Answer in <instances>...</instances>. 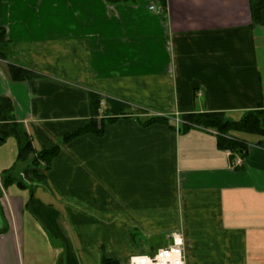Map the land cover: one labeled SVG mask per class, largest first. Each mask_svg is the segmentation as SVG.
Wrapping results in <instances>:
<instances>
[{"label": "crops", "instance_id": "obj_1", "mask_svg": "<svg viewBox=\"0 0 264 264\" xmlns=\"http://www.w3.org/2000/svg\"><path fill=\"white\" fill-rule=\"evenodd\" d=\"M0 27V125L34 155L89 130L48 168L0 142H15L0 154V264H129L173 233L186 264H264V136L229 131L244 146L232 155L215 129L179 126L254 113L264 128V7L257 18L250 0H0ZM9 65L37 77L12 80ZM159 116L174 128L141 123Z\"/></svg>", "mask_w": 264, "mask_h": 264}, {"label": "trees", "instance_id": "obj_2", "mask_svg": "<svg viewBox=\"0 0 264 264\" xmlns=\"http://www.w3.org/2000/svg\"><path fill=\"white\" fill-rule=\"evenodd\" d=\"M108 4L115 3H135V0H106ZM264 7V0H250V11L254 16L256 14L257 18L260 17V11ZM8 57V42L5 39V30L0 27V59L6 60ZM9 74L12 80L22 81L28 80L31 78L37 77L35 73H32L26 69L9 65L8 66ZM3 105V104H2ZM182 123L179 125L181 131H186L187 129L193 127H202V128H212L215 129L218 136V147L224 151H229L232 155L240 154L244 151V146L237 141L232 139L229 135V131H244V132H253L258 133L264 136V128L261 126L259 119L254 115V113H246L242 120L238 123L230 122L227 119H224L223 115L220 113L212 114H187L181 116ZM141 122V121H140ZM142 125L148 126L151 124L161 123L168 125L169 128H174L169 119L165 117H151L145 119L141 122ZM88 128L82 129L75 133H70L62 137L58 143L51 149H44L41 152L34 155V151L31 146V142L24 134L21 129L17 126H5L0 125V140L3 141L7 136H11L17 140L18 143V157L17 161L20 163L31 164L32 166L38 165L40 162L48 168L51 160L55 158L59 151L60 147L68 142H70L74 137L88 133ZM23 136V138H22ZM264 144V140H263ZM29 155H33L32 158H29ZM231 155V156H232ZM29 158V159H28ZM29 160V161H28ZM13 169L10 172H6L2 175V184L5 186L8 183V176L12 174ZM17 183L22 186L23 184L19 179H16ZM107 261L104 260V264Z\"/></svg>", "mask_w": 264, "mask_h": 264}, {"label": "built area", "instance_id": "obj_3", "mask_svg": "<svg viewBox=\"0 0 264 264\" xmlns=\"http://www.w3.org/2000/svg\"><path fill=\"white\" fill-rule=\"evenodd\" d=\"M241 165H242V160L240 159V157H236V159L234 161H231L230 163V167L235 169L239 168ZM173 234L170 236V243L167 247L158 249L150 255L146 254V255H139L132 257L129 260V264H173L175 260V254L172 253L171 255H168L167 253L171 252V249L175 247L180 248L181 258L184 264H186L185 255H184V241L183 244L180 246L175 245Z\"/></svg>", "mask_w": 264, "mask_h": 264}, {"label": "clouds", "instance_id": "obj_4", "mask_svg": "<svg viewBox=\"0 0 264 264\" xmlns=\"http://www.w3.org/2000/svg\"><path fill=\"white\" fill-rule=\"evenodd\" d=\"M173 238H174V243L177 246H180L183 244V239L181 237L180 234L178 233H174L173 234ZM172 253L175 254V260L173 262V264H184L182 258H181V252H180V248L179 247H175L171 249V252L167 253L168 255H171Z\"/></svg>", "mask_w": 264, "mask_h": 264}, {"label": "rangeland", "instance_id": "obj_5", "mask_svg": "<svg viewBox=\"0 0 264 264\" xmlns=\"http://www.w3.org/2000/svg\"><path fill=\"white\" fill-rule=\"evenodd\" d=\"M15 152V142L13 139H11V142H8V144L4 145V146H0V154H2L3 156H12L14 155Z\"/></svg>", "mask_w": 264, "mask_h": 264}, {"label": "water", "instance_id": "obj_6", "mask_svg": "<svg viewBox=\"0 0 264 264\" xmlns=\"http://www.w3.org/2000/svg\"><path fill=\"white\" fill-rule=\"evenodd\" d=\"M0 142H2V141L0 140Z\"/></svg>", "mask_w": 264, "mask_h": 264}]
</instances>
